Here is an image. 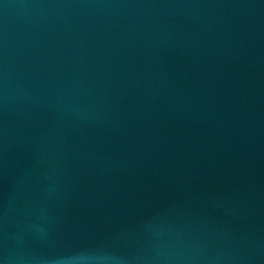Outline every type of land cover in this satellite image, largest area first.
<instances>
[{
  "label": "water",
  "instance_id": "obj_1",
  "mask_svg": "<svg viewBox=\"0 0 264 264\" xmlns=\"http://www.w3.org/2000/svg\"><path fill=\"white\" fill-rule=\"evenodd\" d=\"M0 264H264V0H0Z\"/></svg>",
  "mask_w": 264,
  "mask_h": 264
}]
</instances>
